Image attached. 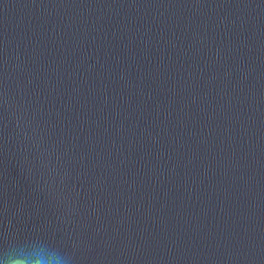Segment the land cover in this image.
Here are the masks:
<instances>
[{"label": "water", "instance_id": "95a60500", "mask_svg": "<svg viewBox=\"0 0 264 264\" xmlns=\"http://www.w3.org/2000/svg\"><path fill=\"white\" fill-rule=\"evenodd\" d=\"M0 264H264V0H0Z\"/></svg>", "mask_w": 264, "mask_h": 264}]
</instances>
